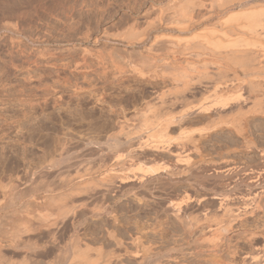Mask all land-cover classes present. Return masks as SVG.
<instances>
[{"label": "rangeland", "instance_id": "obj_1", "mask_svg": "<svg viewBox=\"0 0 264 264\" xmlns=\"http://www.w3.org/2000/svg\"><path fill=\"white\" fill-rule=\"evenodd\" d=\"M169 1L0 0V30L14 25L25 37L46 40L50 59L48 65L36 61L35 52L12 46L0 31V263L74 264L73 254L82 252L92 264H264V208L249 212L258 198L264 207V118L253 120L257 128L245 137L212 129L199 113L211 101L210 88L188 54L175 56V66L197 89L162 110L157 96L175 84L159 90L151 82L169 56L154 58V71L136 57L134 70L122 60L154 37L191 38L192 26L163 30L161 20L179 19V5L196 11L191 0L188 6L177 0L176 16ZM199 1L207 7L211 0ZM132 26V32L146 29L143 45L113 41ZM86 33L90 38L80 40ZM26 70L31 76L20 75ZM103 72L129 79L99 82ZM183 115L164 139L156 136V124ZM108 120L114 129H106ZM122 124L126 143L109 148V138L121 141ZM57 137L62 157L49 155ZM233 213L241 218L231 219Z\"/></svg>", "mask_w": 264, "mask_h": 264}, {"label": "bare ground", "instance_id": "obj_2", "mask_svg": "<svg viewBox=\"0 0 264 264\" xmlns=\"http://www.w3.org/2000/svg\"><path fill=\"white\" fill-rule=\"evenodd\" d=\"M178 1H179L178 3H180L183 0H178ZM184 1L187 2L190 0H184ZM191 1H192V3H191L192 8L196 9V11L195 10L192 11V15L190 13V10H189V12H188V10H185L187 8L186 4H184L185 2H182V4L185 5V6L184 5L182 6V5H179L177 3V0H172L170 4L168 3V6L169 5L171 6V4L173 3V5H172L173 7L171 6L173 10L171 9V7H168V6L167 7L169 8V10H171L172 12L175 13L176 8H178L180 6L178 8V9L181 8L179 10V19L181 18V16H183V18H181L183 20H179L175 16L174 17L176 19H174V18L172 19V17H173L172 15H171L172 20L170 22L166 19L168 22H166V20H165L166 23L165 22L162 23L161 21H163V20H161V17H160L161 21L159 20L161 25H162L163 30L168 31V32L173 33V34L177 33V32L187 31L189 28L191 29L190 26H192L193 34H192L191 38L183 39V38L177 37V36L172 35V34L161 35L162 37H154V38H152L151 41L149 40L150 42H148V45H147V43H145L146 46L142 47V50L139 51L141 53L137 52L138 53V55L136 54L137 56L131 55L128 52L127 54L123 55L122 60H124V62L127 63L126 66L129 65L131 68L138 61L141 63V65H140L141 67H142V64H144L143 65L144 67H145V65H147V67L150 65L151 67L150 66L149 67L152 69L154 66H157L156 63H153V62L156 61L154 58L159 56L160 53L161 54L163 53L162 55L165 54V55L169 56V58L161 60L162 64H159V65H162V66H160L161 71L159 70L161 72L160 73L161 77L158 78L159 80L158 81L155 80V82L154 81L151 82V84L153 86H155L156 89L160 88L159 90H161V88L163 89L164 85H167V84L170 85L171 83L175 84V88L171 89L172 91L169 90V88L167 87L168 85H167L166 87L168 88V90L167 89H166V91L162 90L163 92H161L157 96L158 97L157 101H160L159 103L162 106V107L160 106L161 109L163 107H164L163 109H165V107H168V108L169 107L170 108L175 107L176 105H178V103L182 102L181 100H183L185 98L184 95L187 92H189V93L191 91L194 92L197 89L196 88L197 86L194 88L191 87V89H190V85H191L190 83L192 81H187L190 79V78L189 79L187 78V76H186L187 74L185 75V73H183L182 71H178L176 66H175L177 63V59L175 56H178L177 58L179 59V57H182V55H183V57H186L188 54L189 57H192V60H194V61L196 60V62L198 63V64L192 63V65L193 66L198 65L197 67L202 68V70L204 71L203 72L201 70V72H198V74H197V75H199L198 79H199V77L205 79L206 84L209 86L210 92H211V101H210L208 107L205 106L206 108L199 112L201 114L202 113L204 114L203 119L205 118L206 120L208 119L210 121V126L212 129H218L220 131H227L231 134H234V135L236 134V135L245 137L244 135L246 133H252L253 132L252 129L257 128V125H255L253 127L251 122L253 120L255 121L256 118H264V4L261 5V2H263L264 0H214V1L211 0L212 2L210 1V4H208L207 7H204V5H203L204 2H201L199 0H191ZM190 2L189 3L187 2V6L191 5ZM175 3L179 6H177ZM202 8L204 10L206 9L205 10L206 14L204 13L205 15L202 14V10H201ZM188 9H189V7H188ZM184 11H186V12H184ZM176 12L178 13V11H176ZM177 13H175L174 15L177 16ZM180 14H182V15H180ZM160 15H161V13H160ZM162 15H163V12H162ZM207 23H209V24H207ZM155 24H156V26L158 25L156 22H155ZM148 26L153 28L152 27L153 24L150 25V23H149ZM148 26L146 28H148ZM135 28H136V26H135ZM190 29H189V31H190ZM129 30H131V31H129ZM129 30H127L124 34L120 33V35L112 37L113 41L124 43L126 46H130V45L132 46L133 44H137V45L142 44L143 45L144 42L147 40L146 39L147 33L146 32H145L146 34L144 33V31L146 29H144L143 31L140 30L141 32H139V33L136 31L132 32V30H133V26H132L131 29H129ZM149 30L150 29L148 28V31ZM0 31L3 33H7V35H9L8 37L11 40L10 42H12V43H10V44H12V46L21 47L24 45L30 51L32 50L33 52H35L37 54V58H38L37 60L35 59L36 61H39V62H41L43 64H47V65L50 62V59L47 58L48 56H46V53L43 50V47H44L45 43L47 42L46 40L41 41V39L38 40L39 38L37 40H32L29 37H25L24 34L21 33V31L17 30L14 25L9 26L8 24H6V25H4V27ZM76 33H79V32H76ZM82 36H84V38L82 37L80 40H82V39L87 40L88 38H90V34H88V33L83 34ZM190 51L192 52V56H190V54H189ZM135 57L137 58V61L134 60V59H136ZM51 59H53V58H51ZM169 59H170V62L168 61ZM138 62H137V65L140 64ZM124 65H125V63H124ZM185 65H186V67L192 66V65H188V64H185ZM141 67H139L140 70H141ZM75 68H76V66H75ZM136 68H137V66H136ZM139 68H137V69H139ZM158 68H159V66H158ZM162 68H163V70H162ZM180 68L182 69L181 66H180ZM144 69L145 68H143V70ZM21 71L22 70H20L19 72H21ZM132 71H131V73H132ZM33 72H34V70L32 71V73ZM81 72L83 73V71H81ZM81 72H80V74H81ZM139 72L140 71L137 70V73H139ZM110 73H111V71H110ZM110 73H108V72H106V73L103 72L101 74L99 73V75H98L99 76V82L101 81L103 83H109V82L118 81V80H120V82L121 81L124 82V81H127L129 79V76H125V78L123 80L122 77H119V76L117 77V75H112ZM112 73L117 74V71L115 72L112 70ZM142 73L143 72H140V75H142ZM200 73H201V75H200ZM30 74H31L30 70H29V72L26 70L25 72L20 73V75H23V76L24 75H30ZM75 74H77V73H75ZM119 74L121 75V72ZM124 74H127V73H124ZM124 74L122 76H124ZM82 75H83L82 79H84V81H85L87 78L84 77V75H85L84 73ZM82 75H81V77H82ZM88 75H90L89 72H88ZM75 77H77V76H75ZM149 81H151V80H149ZM86 82H84V83H86ZM94 82L96 84V81H94ZM201 82L200 83H198L197 81L195 82L196 84H201V85H199V88H201L200 86H204V85H202L204 83L203 82L201 83ZM87 84H88L87 85L88 87L93 85V84H91V81L87 82ZM194 84H192V85L194 86ZM1 85H2V83H1ZM193 92H191V93H193ZM152 107L155 108L154 104ZM149 108H151V106ZM154 108H152V109H154ZM149 110H151V109H149ZM165 112H167V111H165ZM165 112H163V113H165ZM158 113H156V114L158 115ZM152 118H154V117H152ZM184 119H185V117L183 115L180 118L178 117V119L175 121H172L171 119H170L171 121L169 119H165L167 121L162 122V124H156V130H157L156 136L158 135L159 138L162 136L161 137V139H162L165 130L168 129L169 126L172 125L173 122L179 123L180 121L182 122V120L184 121ZM156 120H157V118H156ZM112 122L108 120V122H107L108 124L105 126L106 129L112 130L115 128L116 122H115V124H113ZM156 123H157V121H156ZM119 126H120L119 131L121 132L120 134L122 135L121 141L119 140L120 135H118L119 138L117 136H115L116 138L115 137L109 138V141H110V144H108V145H110L109 148L110 147L116 148L118 146L121 147L122 143H126V140H127L125 137L126 134L125 133H124L125 135L122 134L124 132L123 129H125V128H124L123 124L119 125ZM104 131H106V130H104ZM123 135H124V138H123ZM122 138L124 139V141L122 140ZM159 138H157V139H159ZM56 140L57 141H55V140L53 141L54 142V144H52L53 148H51L49 155H52L53 153L57 154L58 152H59V154H61L62 152H65L62 148L64 146H62L58 137ZM245 140H248V139L245 138L241 141H244L243 143L245 144V142H246ZM59 145H61V146H59ZM245 146L247 147L246 148L247 150L252 151L253 146L251 145V143H246ZM119 149L121 150L123 148H119ZM107 150H109L108 147H107ZM54 154H53V156H54ZM59 154H58V156H59ZM63 156H64V154H63ZM60 157H62V154ZM67 157H68V155H67ZM60 159H62V158H60ZM68 159L70 160V158H68ZM62 160H65V159L63 158ZM71 160H73V159H71ZM56 161H54V162L57 163ZM64 162L63 163L66 165L67 161H64ZM50 164H52V163H49V165ZM58 164H60L59 161H58ZM51 166L52 165H50L49 168H51ZM60 166L61 165H59V166L57 165V168ZM53 167H55V166H53ZM64 168H66V167H64ZM62 169H63V166H62ZM69 169H71V168H69ZM63 170H65V169H63ZM63 170H60V171H63ZM60 171H59V173H60ZM77 171L76 172L74 171L75 176L77 178L81 179V177L84 175L82 173L80 174V172H77ZM150 173H152V171ZM251 175H250V178H252ZM68 179H69V176H68ZM252 179L249 180L250 184L254 182V178H252ZM71 181L72 180L70 179V181H68V182H71ZM256 181H258V180L256 179ZM60 182H62V181H60ZM255 195H254V197L250 196L252 198V200H254L256 198ZM262 195H264V193H262ZM259 196H260V193H259L258 197ZM65 198L62 201H64ZM249 200H247V201H249ZM258 200H259V198H258ZM258 200H256V202ZM260 200H262V199H260ZM263 201H264V199H263ZM250 202H252V201L250 200ZM256 202L254 203V201H253V203L256 205V206L253 205V208L255 206V211H253L252 208L249 211V212L252 211L253 213L251 212V214H250L247 212L248 214H246V212H245V213L241 214V216L243 217L244 214H245L244 216L249 215V214L252 215V214H254V212L260 213L258 211L264 207L262 205H260V201L257 203ZM248 207H250V206H248ZM64 208H65V206H64ZM244 211H246V209ZM240 213H242V212H240ZM229 214L231 215V213H228V212L226 213V215L230 216ZM233 214L236 215V213H233ZM238 215H239L238 213H237L236 217L234 215H232L233 217L231 219H233V218L234 219L235 218L240 219L241 216L239 217ZM256 217H258V214H256ZM258 218H260V217H258ZM231 222H232V220H231ZM227 224L229 225L230 223H227ZM73 256L75 257V259H77V263H79V264H92L93 263V260L90 261L89 259H87L82 252H77V253H75V255L73 254ZM73 256H72V258H73ZM69 262H72V261H69ZM256 262H253V263H256ZM77 263L75 262L74 264H77ZM0 264H2V263H0ZM68 264H70V263H68Z\"/></svg>", "mask_w": 264, "mask_h": 264}]
</instances>
